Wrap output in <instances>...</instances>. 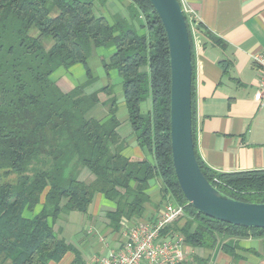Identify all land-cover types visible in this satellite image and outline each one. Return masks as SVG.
<instances>
[{
	"label": "trees",
	"instance_id": "16d2710c",
	"mask_svg": "<svg viewBox=\"0 0 264 264\" xmlns=\"http://www.w3.org/2000/svg\"><path fill=\"white\" fill-rule=\"evenodd\" d=\"M103 1L0 0V264H49L69 251L75 253L71 264H82L76 249L54 230L61 215L87 213L94 196L101 194L114 204L106 217L118 230L122 220L145 216L154 179L160 180L159 206L170 200L184 207L185 217L165 233L178 231L186 245L213 249L223 238L264 237V227L222 223L187 202L171 157V78L164 28L148 0H129L130 18L142 20L138 28L119 16L110 22L97 14L95 4ZM184 16L193 48L191 25ZM194 31L223 45L196 21ZM98 47L114 48L102 67L106 76L115 70L123 80V102L136 143L152 153L153 162L123 154L126 143L117 133L116 99L100 102L98 97L108 92L109 84L86 92L95 82L88 58ZM75 64L85 67L87 79L66 90L52 74ZM222 64L225 72L227 65ZM147 99L151 108L143 113L140 106ZM102 103L109 105L104 120L90 115ZM195 156L204 177L221 194L264 202V170L217 173L196 150ZM232 247L228 241L221 245L226 253Z\"/></svg>",
	"mask_w": 264,
	"mask_h": 264
},
{
	"label": "crops",
	"instance_id": "0c3cea01",
	"mask_svg": "<svg viewBox=\"0 0 264 264\" xmlns=\"http://www.w3.org/2000/svg\"><path fill=\"white\" fill-rule=\"evenodd\" d=\"M179 2L183 10L193 13L203 30L223 42V45H215L203 35L195 31L192 33L191 105L194 146L199 158L217 173L264 170V95L261 99L256 98L261 66L253 59L255 55H260L264 60V0ZM129 5V0H105L102 4L96 2L95 11L110 22L113 16H119L138 28L142 20L130 18ZM113 51L114 48L111 47L92 49L89 57L94 58L99 72L97 75L93 74L87 63L95 82L86 87V92L99 91L109 84L108 92H99L98 97L100 102H105L111 96L116 99V117L119 122L117 133L126 143L123 154L152 161V153L138 147L136 143L123 102L122 88L120 92L116 91L123 80L115 70L109 71L106 76L104 69H101L102 62ZM222 63L227 65L225 72ZM55 70L52 79L66 90L87 79L85 67L81 64ZM146 106L145 112L151 108L150 99ZM108 112L109 105L102 103L95 106L90 115L104 120ZM159 188L160 180H152L148 194L155 203H152L155 207L150 208L154 211L153 214L161 209ZM39 208L40 206L34 213ZM113 209V202L96 194L87 213L72 211L60 223L56 221L54 224V230L76 249L82 264H98V258L109 248L121 245L120 228L112 229L106 217L107 212ZM148 213L145 215H151ZM26 215L31 216L29 213ZM170 232L180 235L178 231ZM226 241L233 245V252L226 253L221 249ZM182 246L186 253L182 264H199L198 260L201 259L206 264H264V237L223 238L218 240L213 249L191 247L184 241ZM74 258L75 253L69 251L59 261L49 264H71Z\"/></svg>",
	"mask_w": 264,
	"mask_h": 264
},
{
	"label": "water",
	"instance_id": "95a60500",
	"mask_svg": "<svg viewBox=\"0 0 264 264\" xmlns=\"http://www.w3.org/2000/svg\"><path fill=\"white\" fill-rule=\"evenodd\" d=\"M164 28L170 64V148L177 183L199 213L234 226L264 227V202H242L221 194L202 174L192 132V48L178 0H148Z\"/></svg>",
	"mask_w": 264,
	"mask_h": 264
},
{
	"label": "built area",
	"instance_id": "2783aa9c",
	"mask_svg": "<svg viewBox=\"0 0 264 264\" xmlns=\"http://www.w3.org/2000/svg\"><path fill=\"white\" fill-rule=\"evenodd\" d=\"M183 13L193 33L196 21L193 13L186 9ZM253 59L261 66L256 93V98L261 99L264 95V60L260 55H255ZM184 217V207L167 200L155 214L145 215L137 221L122 220L121 245L109 248L98 258V264H182L186 256L182 236L170 231L165 233V230Z\"/></svg>",
	"mask_w": 264,
	"mask_h": 264
},
{
	"label": "rangeland",
	"instance_id": "374dc122",
	"mask_svg": "<svg viewBox=\"0 0 264 264\" xmlns=\"http://www.w3.org/2000/svg\"><path fill=\"white\" fill-rule=\"evenodd\" d=\"M112 48V47H111ZM91 55H92V52H91ZM90 55V56H91ZM88 65L91 67V70H92V72H93V74H95V75H97L98 74V70H97V68H96V64H94V58L93 57H89V59H88ZM101 69L103 70V67H102V64H101ZM102 72V71H101ZM108 81V80H107ZM116 91H121V86H119V87H117L116 88ZM149 102V99H147L146 101H144L142 104H141V110H142V112H145V107H147L146 105H147V103ZM153 161V160H152ZM152 161H150V162H152ZM152 203H154V202H152L151 201V203H149V204H147L146 205V209L148 210V211H146V212H149L148 214H153L154 213V211L153 210H150V208H152V207H155L154 206V204H152ZM150 210V211H149ZM145 212V213H146ZM78 214H80V213H78ZM70 215V214H69ZM65 216H67V214H63V215H61V217H60V219L58 220L59 222L58 223H60V221H62L64 218H65ZM60 236H62L61 234H60ZM97 241V239L95 238L94 239V242H96Z\"/></svg>",
	"mask_w": 264,
	"mask_h": 264
}]
</instances>
